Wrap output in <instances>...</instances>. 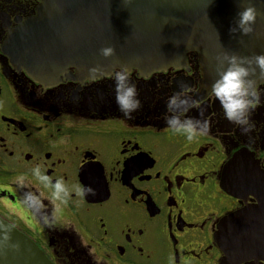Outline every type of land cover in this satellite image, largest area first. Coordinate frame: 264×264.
<instances>
[{
  "label": "flooded vegetation",
  "instance_id": "flooded-vegetation-1",
  "mask_svg": "<svg viewBox=\"0 0 264 264\" xmlns=\"http://www.w3.org/2000/svg\"><path fill=\"white\" fill-rule=\"evenodd\" d=\"M39 6L0 0V219L52 264H221L222 238L236 222L230 216L258 203L255 190L236 186L233 176L231 192L222 186L224 166L241 155L264 185V77L247 133L224 117L195 50L161 69L125 66L141 101L125 117L115 102L120 66L94 76L69 66L40 78L20 64L17 41ZM177 92L195 102L185 117L209 122L191 141L166 124ZM36 166L69 189L52 227L38 211L41 200L47 211L52 205ZM86 187L93 192L79 195ZM258 254L264 264V250Z\"/></svg>",
  "mask_w": 264,
  "mask_h": 264
},
{
  "label": "water",
  "instance_id": "water-1",
  "mask_svg": "<svg viewBox=\"0 0 264 264\" xmlns=\"http://www.w3.org/2000/svg\"><path fill=\"white\" fill-rule=\"evenodd\" d=\"M249 3L255 4L258 13L254 31L231 33L238 11ZM29 26L17 41L16 51L20 64L40 78L64 73L69 66L88 73L94 66L99 67L98 72L115 66L161 69L184 57L186 51L195 50L203 72L213 82L217 57L222 53L249 58L264 53V0H40ZM108 45L115 52L104 57L100 49ZM262 77L257 71L254 78ZM223 177L227 191L231 192L230 183L234 182L249 191L254 189L258 203L230 216L236 222L232 234L224 235L229 240L222 238L225 257L221 264L251 259L245 264H258V252L264 250V185H258V175L241 155L226 163ZM11 241L20 248L0 247V264H52L14 227Z\"/></svg>",
  "mask_w": 264,
  "mask_h": 264
},
{
  "label": "clouds",
  "instance_id": "clouds-1",
  "mask_svg": "<svg viewBox=\"0 0 264 264\" xmlns=\"http://www.w3.org/2000/svg\"><path fill=\"white\" fill-rule=\"evenodd\" d=\"M257 15L255 4L249 3L248 6L238 11V19L234 25L231 24L229 31L231 33L239 31L242 34L253 32ZM100 52L104 57H110L114 54L115 49L108 45L102 47ZM217 61V76L212 82L211 93L219 100L224 117L240 126L241 130L247 133L252 128L249 114L259 103L257 81L254 77L257 71L264 76V53H257L249 58L224 52L217 57ZM98 71L100 69L96 66L89 69L92 76ZM129 77L130 73L125 66H120L118 70L113 72L115 102L125 117H131V114L141 107L136 85L130 81ZM194 103L187 95L177 92L168 98L166 104L169 113L165 117L166 124L173 133L183 135L188 141L193 140L198 135L205 134L209 129L207 119L184 116ZM201 115H203V110H201ZM35 172L38 179L46 181L45 186L51 189V194L47 197L52 205L51 211L44 209L42 200L38 211L43 213L41 217L43 223L52 227L58 222V212L61 205L68 204L69 189L62 178L53 182L49 176L42 175L39 166H36ZM16 183L23 187L24 177L16 178ZM85 192L92 193L93 189L86 187L81 189L78 194L83 196ZM27 200L28 193H25L22 200L25 206H28ZM13 227L12 224L0 222V247L7 246L13 250H19V243L11 241Z\"/></svg>",
  "mask_w": 264,
  "mask_h": 264
}]
</instances>
